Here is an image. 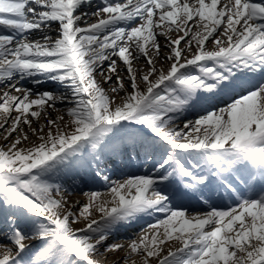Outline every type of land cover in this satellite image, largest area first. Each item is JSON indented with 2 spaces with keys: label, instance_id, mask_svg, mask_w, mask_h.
<instances>
[{
  "label": "snow or ice",
  "instance_id": "6c2138e0",
  "mask_svg": "<svg viewBox=\"0 0 264 264\" xmlns=\"http://www.w3.org/2000/svg\"><path fill=\"white\" fill-rule=\"evenodd\" d=\"M90 3L0 0V84L9 87L0 94V132L10 141L0 146V238L8 242L0 243V264H98L101 248L125 247L107 244L114 229L152 213L163 218L130 241L125 264L132 254L140 260L131 264L153 258L157 264H264V0H102L91 13L96 22L88 24V13H76ZM53 22L55 39L46 33L29 39ZM171 31L183 34L172 39ZM162 48L167 69L156 66ZM141 58L143 70L134 67ZM246 73L260 80L253 84ZM113 77L116 84L106 90ZM24 80L58 82L70 94L36 91L29 99L31 87L11 94ZM217 95L229 102L204 108L181 128L168 127L177 114ZM58 101L69 105L67 123L59 116L47 119L46 133L45 126L32 128L28 117L38 120ZM29 136L38 142L21 147ZM141 158L154 161L151 174L115 181L104 174L118 160ZM90 170L107 191L84 193L87 203L76 213L52 174L75 184ZM213 180L215 188L238 193L235 206L192 214L175 203L212 193ZM81 219L84 226L74 228ZM28 239L41 247L30 251ZM168 241L180 246L165 249Z\"/></svg>",
  "mask_w": 264,
  "mask_h": 264
},
{
  "label": "bare ground",
  "instance_id": "6f19581e",
  "mask_svg": "<svg viewBox=\"0 0 264 264\" xmlns=\"http://www.w3.org/2000/svg\"><path fill=\"white\" fill-rule=\"evenodd\" d=\"M120 2H123V0H120ZM102 6V0H91L90 5L85 6L81 9L80 13H88L89 15H87L85 17V21H93L96 22L97 17L94 15H91V13H94L98 7ZM103 15V14H101ZM31 18V17H29ZM141 21L139 19H137L134 23H132L130 26H136L140 23ZM81 27L84 26V22H81L80 24ZM59 25L57 22H53L51 24V29H43V30H38V31H33L31 33V35L29 36L30 40H38L41 39L42 33H46L48 35H51L53 39L56 38L57 36V29H58ZM183 33L181 32H176V31H171L168 33V35L172 38V39H176L179 35H182ZM163 37H158L159 41L161 44H163V42L161 41ZM180 47H184L183 42L181 43ZM206 48L208 50H213L214 46L211 43H206ZM165 48L161 49V55L160 57L156 60V66L158 68H165L167 69L168 67V62L164 59V51ZM167 49V48H166ZM168 50V49H167ZM196 48L193 46L192 47V53L196 52ZM186 57L190 58V53H185L184 54ZM115 59V57H113ZM117 65H118V71L119 74L124 78L125 84H127V74H126V70L125 67L123 65V63L117 59ZM107 65H105L106 68ZM209 66H211V64H209ZM134 67L139 68V69H145L146 65H145V61L144 59H138L136 61H134ZM193 74H197L198 70L193 69ZM97 79H100L99 77H97ZM139 82V80H138ZM258 81H254L252 82L253 84H255ZM12 83H16V81H12ZM116 84L115 81V77H113V81L111 83H106L104 84V88L106 90L110 89L111 87H113ZM18 87L21 88V91L19 93L16 92H12L11 94L13 95H23V92L26 88H33L34 91L32 93V95L29 96V99H34L35 98V94L36 91H51L56 95H60V94H64V93H69V89H67L66 87H64L63 85L59 84L58 82H53V81H47L46 83L36 86V85H32L30 80H24V81H20L17 84ZM4 91H9V87H8V83H4V84H0V94H2ZM124 93L120 92L118 94H116V98L117 100H119L120 96H123ZM229 102V98L222 96V95H217L214 97H210L208 100L207 104L204 105H200L197 104L194 107H189L187 108L185 111H183L182 113L177 114V118L174 120V122L170 123L168 125V127L172 128V127H176V128H181L183 126V124L186 121H195V119L198 118V116L205 114L203 109L204 108H208L209 110H211L212 108H218L220 105H224L225 103ZM68 103L67 101L64 102H57L55 104V106L53 107H46V109L42 112L41 116L38 118H33L31 116H29V120H32V128H36L38 126V124L40 126H45L47 119L49 118H56L59 116H63L64 120L63 122H61V124L63 125L64 123H67L68 121V116L66 114V109L68 107ZM13 115H15V113H13ZM23 130L24 132H28L29 128L27 125L23 126ZM47 127H44V132H47ZM15 139V134L10 138V140H14ZM10 141H6L4 139V135L2 132H0V146H7V144ZM34 142H38L37 137L36 136H29L28 140L25 141L21 147H27L29 146L31 143ZM186 155L184 153H177L178 158H180L182 160V158L180 157V155ZM120 162V164H118ZM138 162V160H137ZM153 165V164H152ZM131 168L130 163H126L124 161L118 160L116 164H109V166L107 168H105V172L104 174L107 175L109 172L112 171L113 176L116 178V180H121L122 177L124 176V174L126 172H128ZM200 170V169H199ZM57 174H52V180L51 182L54 183H62L64 185V188L62 189V194L65 196V198L68 200L70 205H73L74 207H72V211L76 209L78 210L81 206V204H83L86 200H88V198L84 195V193L86 192H91V191H100L102 193L107 191V185L103 182H101L99 180V178L93 179L92 175H91V170L88 173H85L83 171L80 172L79 177L76 180L75 184H72V182L70 180H66V179H55ZM62 176V174H61ZM213 187L215 188L216 185V180H213L212 182ZM221 188H215L214 192H218ZM206 195L209 194L207 192V189L205 190ZM84 195L85 197L83 198ZM105 199H108V197L106 196ZM202 198L200 197H193V198H186L183 201H176L175 203L178 204H183L186 208H188L189 210L191 205H193L192 203H199L201 202ZM211 199V198H209ZM210 209H205V210H199V211H190L192 214L195 213H204L209 211ZM99 214L95 213L93 214L92 218H96ZM150 218V219H149ZM158 218H163V214L161 213H152L151 215H145L142 216L141 218L133 221L130 225H125V226H121L117 229L113 230V234L108 238L107 240V244H113V243H119V244H123L125 247L123 250H119V251H112V252H106L104 251L103 248H101L100 254L96 255L94 257V259L98 262V264H122L125 260L122 259L124 257H126V253L128 251L127 245L130 243L131 240L133 239H139V237L144 233V232H148L150 231L148 229V225L151 223H154L156 219ZM86 223L85 220L81 219L79 221H77L73 227L74 228H82L84 226V224ZM21 227H23V225H21ZM0 229L5 230L4 229V221L2 218H0ZM5 240L1 239L0 243H4L7 244L6 242H4ZM27 244L31 245V249L32 250H36L39 247H41L40 242L36 239H28L25 241ZM107 245H105L106 247ZM180 246L178 241H168L164 244V248L168 249L169 247H178ZM2 250V249H0ZM140 260V256L136 255V254H132L130 257H127V261L128 264H131L132 261H139ZM151 264H157V261L155 258H153L151 260Z\"/></svg>",
  "mask_w": 264,
  "mask_h": 264
},
{
  "label": "rangeland",
  "instance_id": "374dc122",
  "mask_svg": "<svg viewBox=\"0 0 264 264\" xmlns=\"http://www.w3.org/2000/svg\"><path fill=\"white\" fill-rule=\"evenodd\" d=\"M80 11H81V10H80ZM80 11H79V12H80ZM79 12H77L76 14H79ZM80 14H81V13H80ZM96 20H97V19H96ZM87 23H88V24H92V23H95V22H93V21H88ZM161 41L164 43V42H165V41H164V38H162ZM164 51L167 52L168 50L165 48ZM180 157L182 158V161H184L185 163H189V158H187L186 155H182V154H181ZM82 196H83V198L85 197L84 195H82ZM84 203H87V200H86ZM73 211L76 212V213H79L80 208H79L78 210L76 209V211H75V210H73ZM4 242L8 243L7 241H4ZM30 251H34V250L30 249ZM122 264H125V261H124Z\"/></svg>",
  "mask_w": 264,
  "mask_h": 264
}]
</instances>
